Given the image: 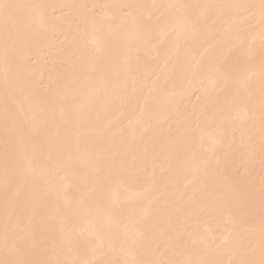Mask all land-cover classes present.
<instances>
[{
	"label": "bare ground",
	"instance_id": "bare-ground-1",
	"mask_svg": "<svg viewBox=\"0 0 264 264\" xmlns=\"http://www.w3.org/2000/svg\"><path fill=\"white\" fill-rule=\"evenodd\" d=\"M0 4V264H264L262 0Z\"/></svg>",
	"mask_w": 264,
	"mask_h": 264
},
{
	"label": "snow or ice",
	"instance_id": "snow-or-ice-1",
	"mask_svg": "<svg viewBox=\"0 0 264 264\" xmlns=\"http://www.w3.org/2000/svg\"><path fill=\"white\" fill-rule=\"evenodd\" d=\"M262 6H264V0H262ZM11 7H13V5L0 4V8H3L5 10V12H7V10L10 9Z\"/></svg>",
	"mask_w": 264,
	"mask_h": 264
}]
</instances>
